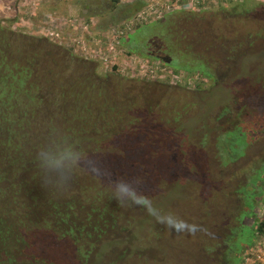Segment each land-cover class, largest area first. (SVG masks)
Listing matches in <instances>:
<instances>
[{
    "label": "trees",
    "instance_id": "obj_1",
    "mask_svg": "<svg viewBox=\"0 0 264 264\" xmlns=\"http://www.w3.org/2000/svg\"><path fill=\"white\" fill-rule=\"evenodd\" d=\"M164 15L141 23L130 17L132 29L119 44L141 63L155 61L166 71L187 73L199 87L213 77L215 59L190 49L177 20L195 17ZM11 22H0V264L138 263L141 207L121 205L107 181L69 158L73 153L102 157L113 176H142L147 187L161 177L159 152L141 149L147 143L143 135L151 137L157 128L141 116L136 77L101 72L96 63L16 30ZM138 29L147 31L142 44ZM238 125L221 138L229 161L250 139L235 143ZM255 130L249 126L247 135ZM245 179L234 191L241 201L239 216L223 231L210 233L203 250L216 264H247L251 250L264 246V212L259 213L264 159Z\"/></svg>",
    "mask_w": 264,
    "mask_h": 264
},
{
    "label": "rangeland",
    "instance_id": "obj_2",
    "mask_svg": "<svg viewBox=\"0 0 264 264\" xmlns=\"http://www.w3.org/2000/svg\"><path fill=\"white\" fill-rule=\"evenodd\" d=\"M67 1L62 0L68 5L76 0ZM145 1L80 0L81 4L76 7H84V18L95 22L91 30L93 35L106 26L129 19L137 10L144 8ZM152 1L155 4H170L168 2L172 0ZM7 3L11 5L13 0H0V19L16 18L17 15V21L29 20V5L28 8L17 5L21 8L20 12L14 6V9L9 8L13 12L8 10L5 13ZM40 3L37 2L35 8L38 11L34 13H40ZM176 5L173 4L174 7ZM182 11L195 17L177 19L190 49L212 55L215 59L213 77H206L199 87L186 83L187 77H190L187 73H179L176 81L134 78L141 88V116L146 124L149 122L157 128L149 127L154 134L151 137L150 132L143 135L147 143L141 149L151 155L159 152L158 156L155 155V162L161 173L160 178L148 182V187L143 186V191L157 209L173 213L188 222L178 227L200 225L205 230L193 228L195 234L176 231L158 222L141 207L137 216L138 226H141V261L136 264H216L203 251L210 240V233L223 231L239 216L241 201L234 191L264 159V0H213L211 3L204 0L201 9L179 4L161 16L166 14L164 18H173ZM14 21L11 22L12 28L37 34L32 32L37 18L32 20L31 28L24 27L22 22L17 26ZM65 31L69 30L65 28ZM140 31L138 29L136 35L142 44L147 31ZM153 37V33L150 34V38ZM121 49L124 55L137 56L123 47ZM120 59L124 56L121 55ZM151 69L153 78H156L155 63ZM99 70L119 75L114 69L102 71L99 67ZM168 72H172L171 69ZM165 77H170V74ZM257 114H261L263 119L257 121ZM238 123L240 130L239 135H234L235 143H241L248 136L250 139L242 148V154L229 161L225 153L228 145L221 138ZM251 125L256 130L247 135L246 129ZM251 210L258 211L257 207ZM261 212H264V206L259 210ZM250 220L249 216L243 218L244 222ZM221 249L222 246L219 247ZM252 254L253 251L249 256ZM128 262L124 260L123 264Z\"/></svg>",
    "mask_w": 264,
    "mask_h": 264
},
{
    "label": "built area",
    "instance_id": "obj_3",
    "mask_svg": "<svg viewBox=\"0 0 264 264\" xmlns=\"http://www.w3.org/2000/svg\"><path fill=\"white\" fill-rule=\"evenodd\" d=\"M50 0H22L21 4L30 7L31 13L36 7L37 2H49ZM152 0H146L144 8L137 10L132 19L135 22L148 21L158 18L162 13L176 8L179 4L183 7L193 9L194 6L202 5L204 0H172L170 4L151 3ZM33 4H35L33 6ZM173 4H177L176 7ZM33 7V9H32ZM30 13V14H31ZM168 13V12H167ZM131 20H122L119 23L104 27L100 33L91 35V22H77L74 18L62 17L58 22L55 16L45 15L38 18L36 25V36L43 37L52 43H55L73 54L94 61L102 71L114 69L120 76L133 78L143 77L145 80L165 79L166 74H170V78L166 80L176 81L179 79V73L166 71L159 62L141 63V58L131 54H123L120 39L132 29ZM20 20L16 22L19 25ZM30 24V23H29ZM23 25V24H22ZM31 28V27H30ZM67 28L69 31H65ZM121 50V51H120ZM123 55L124 59H120ZM156 64L157 77L153 78L151 65ZM185 77V76H183ZM186 78V77H185ZM187 83H190L191 78L187 77ZM191 84V83H190ZM252 264H264V260L259 254L255 255V262Z\"/></svg>",
    "mask_w": 264,
    "mask_h": 264
},
{
    "label": "clouds",
    "instance_id": "obj_4",
    "mask_svg": "<svg viewBox=\"0 0 264 264\" xmlns=\"http://www.w3.org/2000/svg\"><path fill=\"white\" fill-rule=\"evenodd\" d=\"M46 155L44 154L41 159H45ZM69 158L74 164L82 166L90 175L101 181H107L114 197L121 205L127 206L131 204L144 207L158 222L164 223L176 231H189L191 234H195L192 232L193 228L201 231L205 230L200 225H189L188 228L178 227V225H185L188 222L173 213H164L157 209L152 200L143 191L144 178L142 176L115 177L102 157L80 156L73 153Z\"/></svg>",
    "mask_w": 264,
    "mask_h": 264
},
{
    "label": "crops",
    "instance_id": "obj_5",
    "mask_svg": "<svg viewBox=\"0 0 264 264\" xmlns=\"http://www.w3.org/2000/svg\"><path fill=\"white\" fill-rule=\"evenodd\" d=\"M21 1L22 0H13V3L11 5L7 3L5 5V8H4L5 13L8 10L11 11V12H13V10H11L9 8L14 9V6H15V8H17V5H20L21 4ZM69 1L70 0H68L67 2H69ZM80 4H81L80 0H76L75 2H73L72 4H69V5L68 4H65L64 2H62V0H50L49 2H41L39 4V6H38L39 7V11H40L39 14H37L38 12L34 13V11H38V9L35 8L32 13H31V9H30V11H29V20H27V19H20V21L22 22V24H23L24 27L30 28V24H32V22H33L32 20H34L35 18H37V23H38V18L40 19L41 17L49 14L50 16H55L57 18L58 22H60L59 20H61L62 17H67V18H71V19L74 18L77 22H81L83 20L86 21V22H91V24H92L91 27H92L95 24V22L92 21L91 18H87V17L84 18L85 16L83 15V13L85 12L86 9H84V7H83V9L80 8V7H78V8L76 7V6L80 5ZM34 5L35 4H33V6ZM25 7H26V5H25ZM74 7H76V8H74ZM27 8H28V6H27ZM65 8H67V9L64 10ZM32 9H33V7H32ZM71 9H73V10L70 12ZM17 11H19V12L21 11L20 6H18ZM15 17L16 18H14V16H10L9 18H2L0 20L3 21V19L4 20L5 19H11V20H14L15 19L16 22H18L17 21V19H18L17 18V15ZM21 17L24 18L23 16H21ZM36 30L37 29L35 28V30H33L32 32H35ZM251 251H253V255L248 258V260H251V261H248V263H253L252 260H255V255L256 254H259L260 257L264 260V246H258L257 245Z\"/></svg>",
    "mask_w": 264,
    "mask_h": 264
}]
</instances>
